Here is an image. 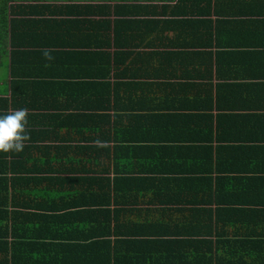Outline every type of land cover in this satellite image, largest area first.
Instances as JSON below:
<instances>
[{"label": "crops", "instance_id": "0c3cea01", "mask_svg": "<svg viewBox=\"0 0 264 264\" xmlns=\"http://www.w3.org/2000/svg\"><path fill=\"white\" fill-rule=\"evenodd\" d=\"M176 5L33 33L17 82L0 68V114L30 113L0 260L16 218L20 264H264V0Z\"/></svg>", "mask_w": 264, "mask_h": 264}, {"label": "trees", "instance_id": "16d2710c", "mask_svg": "<svg viewBox=\"0 0 264 264\" xmlns=\"http://www.w3.org/2000/svg\"><path fill=\"white\" fill-rule=\"evenodd\" d=\"M188 1L193 0H0V68L8 69L12 83L17 82L18 72L29 64L30 57L34 53L30 47L32 43L25 41V37L34 36L33 33L36 35L39 33L41 38H44L51 27L59 32L65 31V24H72L78 35L81 34L82 29L89 32L91 26H99L103 27L107 37L113 36L114 22L109 21L108 18L115 13L114 8L118 4L127 7L132 3L152 5L174 2L178 6ZM65 16L72 18L71 21ZM91 17L98 19L90 20ZM73 45L81 46L80 43L71 44L72 47ZM15 219L10 234L5 233V254L9 247V242L6 240L9 238L13 255L11 254L10 257L5 255L4 260H0V264H20L14 256L13 247L17 241L25 238L26 234L18 233Z\"/></svg>", "mask_w": 264, "mask_h": 264}, {"label": "clouds", "instance_id": "9594fccd", "mask_svg": "<svg viewBox=\"0 0 264 264\" xmlns=\"http://www.w3.org/2000/svg\"><path fill=\"white\" fill-rule=\"evenodd\" d=\"M52 49H42L43 58L53 61L55 57L51 54ZM29 110L19 108L9 110L0 114V152H22L26 142L30 140L29 135ZM99 143V141H97Z\"/></svg>", "mask_w": 264, "mask_h": 264}, {"label": "rangeland", "instance_id": "374dc122", "mask_svg": "<svg viewBox=\"0 0 264 264\" xmlns=\"http://www.w3.org/2000/svg\"><path fill=\"white\" fill-rule=\"evenodd\" d=\"M0 73H1V70H0Z\"/></svg>", "mask_w": 264, "mask_h": 264}]
</instances>
